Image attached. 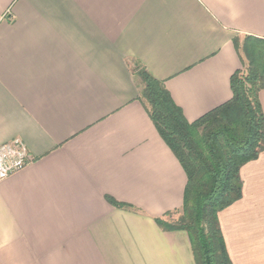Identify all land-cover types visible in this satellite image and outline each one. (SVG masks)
<instances>
[{
    "label": "crops",
    "instance_id": "obj_1",
    "mask_svg": "<svg viewBox=\"0 0 264 264\" xmlns=\"http://www.w3.org/2000/svg\"><path fill=\"white\" fill-rule=\"evenodd\" d=\"M247 36L264 39V0H0V148L29 158L0 179V264H195L154 221L186 177L136 70L191 123L231 98ZM239 174L221 234L232 264H264V149Z\"/></svg>",
    "mask_w": 264,
    "mask_h": 264
},
{
    "label": "trees",
    "instance_id": "obj_2",
    "mask_svg": "<svg viewBox=\"0 0 264 264\" xmlns=\"http://www.w3.org/2000/svg\"><path fill=\"white\" fill-rule=\"evenodd\" d=\"M234 46L243 70L230 77L231 98L191 123L161 81L144 69L136 70L142 83L137 100L186 177L182 206L177 211L180 218L174 223L161 218L154 221L163 231L187 234L195 264H232L218 214L241 198L240 169L264 149L259 100L264 88V39L247 36ZM106 200L115 208H130L110 197Z\"/></svg>",
    "mask_w": 264,
    "mask_h": 264
},
{
    "label": "built area",
    "instance_id": "obj_3",
    "mask_svg": "<svg viewBox=\"0 0 264 264\" xmlns=\"http://www.w3.org/2000/svg\"><path fill=\"white\" fill-rule=\"evenodd\" d=\"M13 145V148H0V179L23 168L29 161L25 151L17 144Z\"/></svg>",
    "mask_w": 264,
    "mask_h": 264
},
{
    "label": "rangeland",
    "instance_id": "obj_4",
    "mask_svg": "<svg viewBox=\"0 0 264 264\" xmlns=\"http://www.w3.org/2000/svg\"><path fill=\"white\" fill-rule=\"evenodd\" d=\"M180 216H181V212L179 211L177 213H172L170 216L165 217L164 220L174 223L180 218Z\"/></svg>",
    "mask_w": 264,
    "mask_h": 264
}]
</instances>
